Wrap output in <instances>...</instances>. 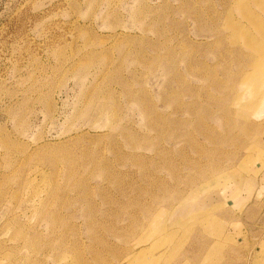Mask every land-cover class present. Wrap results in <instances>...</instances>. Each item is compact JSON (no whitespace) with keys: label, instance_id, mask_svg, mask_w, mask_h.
<instances>
[{"label":"rangeland","instance_id":"obj_1","mask_svg":"<svg viewBox=\"0 0 264 264\" xmlns=\"http://www.w3.org/2000/svg\"><path fill=\"white\" fill-rule=\"evenodd\" d=\"M263 51L264 0H0V264H264Z\"/></svg>","mask_w":264,"mask_h":264},{"label":"bare ground","instance_id":"obj_2","mask_svg":"<svg viewBox=\"0 0 264 264\" xmlns=\"http://www.w3.org/2000/svg\"><path fill=\"white\" fill-rule=\"evenodd\" d=\"M264 52V51H263ZM242 55V54H241ZM253 60V59H252ZM251 62V61H250ZM255 62V61H254ZM246 63V62H245ZM261 63V62H260ZM259 63V61H258V64H260ZM259 66V65H258ZM262 65L260 64V67H261ZM256 67H257V65H256ZM254 71V70H253ZM257 106V105H256ZM258 107V106H257Z\"/></svg>","mask_w":264,"mask_h":264},{"label":"crops","instance_id":"obj_3","mask_svg":"<svg viewBox=\"0 0 264 264\" xmlns=\"http://www.w3.org/2000/svg\"><path fill=\"white\" fill-rule=\"evenodd\" d=\"M262 186L264 187V182H262ZM260 187H261V183H260L259 188H260ZM260 192H262V191H260ZM242 203H244V201H243Z\"/></svg>","mask_w":264,"mask_h":264}]
</instances>
